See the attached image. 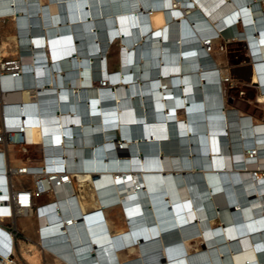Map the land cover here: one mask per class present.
Listing matches in <instances>:
<instances>
[{
    "label": "bare ground",
    "instance_id": "bare-ground-1",
    "mask_svg": "<svg viewBox=\"0 0 264 264\" xmlns=\"http://www.w3.org/2000/svg\"><path fill=\"white\" fill-rule=\"evenodd\" d=\"M6 20L4 123L52 146L57 175L47 202L14 212L0 170V229L35 216L69 264H264V116L226 106L212 54L246 44L264 107V0H0Z\"/></svg>",
    "mask_w": 264,
    "mask_h": 264
},
{
    "label": "rangeland",
    "instance_id": "rangeland-1",
    "mask_svg": "<svg viewBox=\"0 0 264 264\" xmlns=\"http://www.w3.org/2000/svg\"><path fill=\"white\" fill-rule=\"evenodd\" d=\"M11 32L13 33V29L11 27L10 21L6 20L0 22V43L2 41H7L8 40L7 33H11ZM227 44L228 45L226 46L223 52L221 51L220 46H216L215 49L212 51L214 57L222 61L223 67L233 69L231 76H233V78L239 79V85L236 88L230 89L228 86L224 87L223 94L226 104L228 103L226 106L228 105H230L228 107L235 106L238 110L250 114L254 118L261 120L263 119L264 116V107L261 104L257 103V97L262 92L261 90H259L257 85H254L252 83L253 73H252V66L250 61V51L247 48L246 44L243 42H238V41L236 42L229 40ZM117 49H118L117 46H111L109 51L108 68L110 71H116L118 69L116 65ZM14 59L15 57L13 55H9L6 58L0 60L6 62ZM242 92L245 93L243 96L241 95ZM12 157L13 159L14 158L19 160L21 159L24 161V163L29 158L32 162L35 163L36 161L39 160L38 148L35 147L30 148L27 155H24L17 148H14L12 151L9 150V159L11 166H13ZM14 184L17 187H31V181L24 178L21 180H14ZM199 193H201L200 190ZM46 198L47 197L40 199V203H44L45 200L48 201V198L47 199ZM86 199H88V197H86ZM117 218L119 219V216H117V214L110 213V219L112 221L117 222ZM25 222L26 225L24 226H21L19 222L17 223L18 225H16L17 230L19 232V239L21 242H25L26 245L31 244L34 247H36V250L38 251V253H40L39 254L40 264H65L64 262H60V260L58 259L61 256H59L56 253H53L50 249L46 248L44 244H40L38 242L35 216L31 218V220L28 219ZM12 224H13L12 222L4 223L5 226H11ZM203 247L204 246L202 245L201 248ZM168 255L170 256V258L175 257V253L173 251L168 252ZM16 257H17V264H29L23 259V250L21 247V243H20V248L17 251ZM66 264H69V262H66Z\"/></svg>",
    "mask_w": 264,
    "mask_h": 264
},
{
    "label": "built area",
    "instance_id": "built-area-1",
    "mask_svg": "<svg viewBox=\"0 0 264 264\" xmlns=\"http://www.w3.org/2000/svg\"><path fill=\"white\" fill-rule=\"evenodd\" d=\"M228 41H225L224 44L220 47L223 52L226 48ZM5 64L8 67V71H17V61L10 60L6 61ZM232 75V74H231ZM105 85V84H103ZM239 85V79L233 78L231 76L230 80L225 79L223 81V86H228L230 89H234ZM3 91L0 90V118L3 121L7 120V115L4 110L6 108L5 104L1 103V99ZM245 93H241L243 96ZM18 106L21 104H17ZM25 107V105L23 106ZM20 121H22V117H20ZM25 124L21 123L20 126L11 127L4 123L3 127L0 129V170L4 171V176L6 177V188L7 193H11V204L14 212L17 211H28L31 209H35L36 202L38 199L45 198L52 193L51 183L52 176L57 175L52 173L56 164H53L49 161L51 156L47 154L46 146H41L40 143H35L32 145H28L25 139ZM13 147L19 149L24 155L28 154L30 148L35 147L38 148L39 160L35 163L32 162L29 158L26 160L24 165L28 166L25 168H21L18 170L16 176H30L35 178L34 185L31 187H17L14 184V176L11 173V164L9 159V148ZM56 147V146H55ZM43 152V153H42ZM43 154V155H42ZM44 159V165L42 160ZM30 167H34L31 169ZM71 175H74L71 174ZM69 174H62L61 180L58 182H68L71 185V180L69 179ZM39 209V208H38ZM0 264H17V251L20 248V239L19 232L17 230L16 224L13 223L11 226H5L2 224V229H0ZM3 232V233H2ZM40 239L44 240L42 236V230L40 229ZM25 243V242H23ZM60 262H64L66 264L67 260L62 257L58 258Z\"/></svg>",
    "mask_w": 264,
    "mask_h": 264
},
{
    "label": "crops",
    "instance_id": "crops-1",
    "mask_svg": "<svg viewBox=\"0 0 264 264\" xmlns=\"http://www.w3.org/2000/svg\"><path fill=\"white\" fill-rule=\"evenodd\" d=\"M108 66H109V62H108ZM108 66H107V68H108ZM249 68H250V66H249ZM228 70H229V72L232 74V71H233V69L232 68H227ZM251 74V73H250ZM252 76V75H251ZM251 78V77H250ZM5 123H7V125H11L12 123H9V122H5ZM3 125H4V121L0 118V129L3 127ZM13 125V124H12ZM45 202H47L46 200L44 201V203ZM39 204H43V203H40V201L38 202ZM18 222H16V225H18L17 224Z\"/></svg>",
    "mask_w": 264,
    "mask_h": 264
},
{
    "label": "trees",
    "instance_id": "trees-1",
    "mask_svg": "<svg viewBox=\"0 0 264 264\" xmlns=\"http://www.w3.org/2000/svg\"><path fill=\"white\" fill-rule=\"evenodd\" d=\"M107 55V54H106ZM107 58L109 59V53H108V55H107ZM139 240H143V238L141 237V238H139Z\"/></svg>",
    "mask_w": 264,
    "mask_h": 264
},
{
    "label": "clouds",
    "instance_id": "clouds-1",
    "mask_svg": "<svg viewBox=\"0 0 264 264\" xmlns=\"http://www.w3.org/2000/svg\"><path fill=\"white\" fill-rule=\"evenodd\" d=\"M115 154H116V155H117V157H118V155H119V154H118L117 152H116Z\"/></svg>",
    "mask_w": 264,
    "mask_h": 264
},
{
    "label": "water",
    "instance_id": "water-1",
    "mask_svg": "<svg viewBox=\"0 0 264 264\" xmlns=\"http://www.w3.org/2000/svg\"><path fill=\"white\" fill-rule=\"evenodd\" d=\"M204 248V247H203Z\"/></svg>",
    "mask_w": 264,
    "mask_h": 264
}]
</instances>
